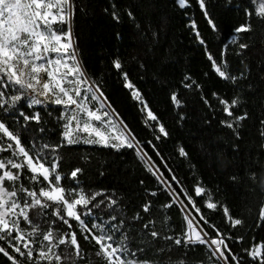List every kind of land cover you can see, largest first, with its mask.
I'll return each instance as SVG.
<instances>
[{
	"label": "trees",
	"instance_id": "16d2710c",
	"mask_svg": "<svg viewBox=\"0 0 264 264\" xmlns=\"http://www.w3.org/2000/svg\"><path fill=\"white\" fill-rule=\"evenodd\" d=\"M187 2L188 6L181 8L176 0H73L72 32L76 50L90 80L102 89L111 108L136 137L155 168L177 192L181 187L186 189L203 215L221 233L244 238L241 243H235L234 239L226 241L244 258L242 264H259L248 258L242 249L264 243V220L259 218L264 208V136L261 135L264 112L257 125L233 131L223 126L205 103L197 83L212 73L209 54L217 62L234 59L235 56L228 52L231 50L229 39L235 34V28L249 20L251 28L260 30V36L264 37V19L256 14L258 0H204L205 9H201L198 0ZM209 18L217 30L208 23ZM57 26L69 30L68 23ZM116 60L122 64L119 70L114 67ZM260 65L263 69L264 56ZM124 73L157 117V125L164 126L167 137L159 133L156 125L146 123L138 101L132 96L131 89L125 87ZM186 84L191 87H185ZM173 93L181 101L179 106L171 100ZM19 109L29 115L35 111L41 113V122L30 121L27 129L23 127V118H19V132L25 146L30 147L32 140L53 145L63 143L64 121L58 119L62 111L60 106L48 104L28 108L21 102ZM181 147L186 156L180 155ZM59 152L62 157L59 170L65 177L74 168H81L78 186L89 193H103L97 197L103 204L99 207L89 205L92 215L84 217L89 226L93 221L118 224L122 220V231L127 233L133 249L144 248L142 255L157 264H177L185 249L164 237L182 236L186 228L184 214L176 204L163 207L172 197L157 176L149 171L147 162L137 155L136 148L116 151L97 144L80 143L65 145ZM9 155L0 154L3 157ZM252 173L256 174L255 178ZM29 175L25 169L21 177L25 186H42L32 185L26 178ZM172 175L178 184L172 181ZM198 183L211 192L213 202L218 205L216 210L205 207L204 196H195L194 186ZM63 184L75 185V182L66 178ZM152 192L157 195L152 196ZM180 195L187 203L183 193ZM110 199L117 203L109 206ZM145 204L151 205L147 213L143 211ZM223 207L228 208L232 217L241 218L243 224L232 228ZM188 208L199 221L191 205ZM111 216L116 220L111 221ZM165 217L168 218L166 221ZM150 220L154 224L145 229L144 225ZM70 223L72 230L77 232L85 258L73 256L71 261L61 264H107L102 256L96 255L98 246L91 237L85 240L77 223ZM199 223L215 235L203 221ZM21 227L28 229L23 221ZM56 228L61 232L68 231L59 221ZM153 229L160 233L159 238L151 237ZM0 246L20 259L6 241H0ZM65 247L60 246V251L63 252ZM161 248L165 249L163 253L158 252ZM209 256L205 246H195L188 252L186 264H214L208 260ZM0 264H11V261L0 253ZM23 264H29L26 257ZM219 264L223 263L220 261Z\"/></svg>",
	"mask_w": 264,
	"mask_h": 264
},
{
	"label": "snow or ice",
	"instance_id": "6c2138e0",
	"mask_svg": "<svg viewBox=\"0 0 264 264\" xmlns=\"http://www.w3.org/2000/svg\"><path fill=\"white\" fill-rule=\"evenodd\" d=\"M177 2L181 8L188 6L187 0ZM198 2L201 9H205L204 0ZM72 6L73 0H0V110L8 113L18 109L25 100L28 108L53 104L62 108L58 119L64 121L62 125L64 130L61 133L63 143L53 145L32 140L31 146L28 147L22 143L19 131L0 120V154H10L7 157L0 156V241H6L7 246L18 254L20 259L10 255L3 246H0V253L7 257L11 264H23L25 257L29 264H53V261L61 264L62 261H71L73 256L83 259L85 256L77 232L72 230L73 224L70 223L75 221L83 238L89 240L91 237L98 246L96 255L102 256L107 264H157L155 260L142 255L145 252L144 248L133 249L130 246L127 233L122 231L124 223L122 220L118 224L93 221L89 226L84 217L92 215V207H99L104 203L97 201V197L103 193H89L78 186L77 177L83 169L74 168L68 177L59 170L62 160L59 149L65 145L97 144L116 151L122 148H136L138 156L147 157V153L139 148L136 137L111 109L102 89L89 79L78 59L70 30L54 27L69 22ZM256 14L258 18H264V2L259 4ZM205 16H208L206 11ZM208 23L214 31L217 30L211 18L208 19ZM192 26L195 28V23ZM250 31L249 20L234 29L236 34ZM237 39L238 36L234 35L229 43H235ZM200 42L204 43L202 39ZM239 47L246 49L248 45L241 43ZM208 59L212 61L214 71L221 79L232 82L238 79L230 75L226 61L217 62L211 54ZM114 67L117 70L121 69V62L114 61ZM123 77L126 81L125 87L133 89L132 96L143 102L140 92L135 90L128 80L127 73H124ZM185 87L190 88L191 84H186ZM213 96L223 105V112L229 117L222 120L221 124L235 131L241 122L247 119L246 112L243 115H235L233 112L234 108L239 107L240 98L237 96L229 101L219 97L217 93H213ZM171 100L177 106L181 104L176 93L172 94ZM144 108L147 109L146 104ZM19 116L23 118L25 129L30 121L37 124L41 122L40 111L29 115L21 110ZM147 116L150 120H157L150 109L147 110ZM261 123L264 124V121ZM40 131L43 132V129ZM158 131L167 137L168 133L162 124L158 126ZM261 135L264 136V131ZM157 139L160 137L157 136ZM179 152L181 156L187 155L182 147ZM25 169L30 174L26 177L30 183L42 186L38 188L25 186L21 181ZM149 171L157 176L172 197L163 207L170 208L176 204L184 214L186 228L182 236L164 237L185 249L177 264H186L188 252L195 246H205L210 253L208 260L214 264H219L220 261H223V264L233 262L242 264L244 258L236 254L226 241L234 239L235 243H241L244 238L242 236L233 238L221 233L203 215L186 189L181 187L177 192L172 183L154 166H150ZM255 175L252 173L253 178ZM66 178L72 179L75 185H64L63 181ZM171 179L176 181L174 175ZM176 182L178 184V181ZM181 193L187 203L181 199ZM194 193L196 197L206 195L205 207L210 210L217 209V203L213 202L211 192L205 187L198 183L194 186ZM151 195L156 196L157 193L152 192ZM93 201L97 203L93 204ZM116 203L115 199L109 200V206ZM188 205L195 210L199 221L213 229L214 236L200 225ZM150 208V204H145L143 211L147 213ZM48 209L51 211H47ZM223 211L232 228L243 224L241 218L229 214L227 207H223ZM49 216L55 219H49ZM259 218L264 220V208ZM164 219L166 221L168 218ZM110 220L115 221L116 217L111 216ZM22 221L28 229L21 227ZM58 221L66 225L68 231L61 232L56 228ZM149 224H154V221L150 220L144 228L148 229ZM150 235L153 239L160 237V233L154 229L150 231ZM60 246L67 247L61 252ZM164 251L163 248L158 250L159 253ZM242 252L252 261L264 264V243L244 248Z\"/></svg>",
	"mask_w": 264,
	"mask_h": 264
},
{
	"label": "rangeland",
	"instance_id": "374dc122",
	"mask_svg": "<svg viewBox=\"0 0 264 264\" xmlns=\"http://www.w3.org/2000/svg\"><path fill=\"white\" fill-rule=\"evenodd\" d=\"M261 2H264V0H258V10ZM54 27L58 26L54 25ZM234 35H237L238 39L235 43H229L231 50L228 53H232L235 57L230 61L225 58L224 61L227 62L230 75L236 76L238 79L235 82L221 79L212 66V73L197 83V86L201 91L203 99L207 100L208 106L216 113L220 121L227 120L229 117L224 114L223 105L213 96V93H217L219 97L229 101L237 96L240 98L241 103L239 107L233 109V112L235 115H243L246 112L247 119L241 122V125L236 128L237 130L245 126L257 125L260 121V114L264 112V68L262 69L260 65L264 56V41L262 40L264 37H262V34L260 36V30L253 28L248 33H235ZM241 43L247 44L248 47L241 49L239 47ZM44 78L46 79V76ZM137 101L146 123L151 126L156 125L158 128L157 121L150 120L147 116L149 108L148 106L147 109L144 108L146 102L143 99V102ZM22 102L27 104L26 100ZM19 111V107L8 113L0 110V120L5 121L8 126L19 131ZM204 198L206 202L207 196L205 195Z\"/></svg>",
	"mask_w": 264,
	"mask_h": 264
},
{
	"label": "water",
	"instance_id": "95a60500",
	"mask_svg": "<svg viewBox=\"0 0 264 264\" xmlns=\"http://www.w3.org/2000/svg\"><path fill=\"white\" fill-rule=\"evenodd\" d=\"M68 26H69V30H70V32H71V38H72V41H73V43H74V46H75V42H74V37H73V32H72V15H71V17H70V19H69V22H68ZM75 48H76V46H75ZM77 56H78V53H77ZM78 59H79V56H78ZM79 61H80V59H79ZM81 63V62H80ZM82 65V64H81ZM83 67V66H82ZM90 79V78H89ZM112 109V108H111ZM113 110V109H112ZM120 120V119H119ZM123 125H124V123H123ZM139 148L140 149H142L141 147H140V145H139ZM146 162H147V164L149 165V166H154L153 164H152V162H151V160L148 158V157H146V158H143ZM155 167V166H154ZM222 263H223V261H221Z\"/></svg>",
	"mask_w": 264,
	"mask_h": 264
},
{
	"label": "bare ground",
	"instance_id": "6f19581e",
	"mask_svg": "<svg viewBox=\"0 0 264 264\" xmlns=\"http://www.w3.org/2000/svg\"><path fill=\"white\" fill-rule=\"evenodd\" d=\"M146 158V157H145Z\"/></svg>",
	"mask_w": 264,
	"mask_h": 264
}]
</instances>
